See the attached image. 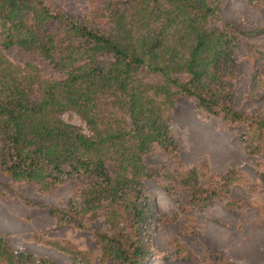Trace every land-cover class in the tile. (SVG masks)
Returning <instances> with one entry per match:
<instances>
[{"label": "trees", "instance_id": "1", "mask_svg": "<svg viewBox=\"0 0 264 264\" xmlns=\"http://www.w3.org/2000/svg\"><path fill=\"white\" fill-rule=\"evenodd\" d=\"M222 2L88 0L76 21L44 0H0V170L42 192L72 177L71 207L102 215L111 232L97 241L120 264H143L149 255L139 231L148 217L143 181L156 171L143 157L156 147L176 151L169 119L176 99L192 97L232 121L249 119L232 107L231 79L235 47L250 33L221 18ZM11 48L58 76L11 62L3 54ZM65 112L89 134L64 121ZM180 174L201 198L202 186H191L196 170ZM35 261L0 238V264Z\"/></svg>", "mask_w": 264, "mask_h": 264}, {"label": "rangeland", "instance_id": "2", "mask_svg": "<svg viewBox=\"0 0 264 264\" xmlns=\"http://www.w3.org/2000/svg\"><path fill=\"white\" fill-rule=\"evenodd\" d=\"M44 2L76 21L89 10L88 0ZM219 13L250 33L235 47L231 79L232 107L249 119L232 121L207 113L192 97L176 99L169 116L176 151L156 147L143 157L156 171L143 181L148 217L139 231L149 252L143 264H264V0H223ZM3 54L58 76L17 48ZM62 119L89 134L75 113ZM191 169L201 198L181 179ZM75 189L71 177L42 192L0 170V238L13 252L35 257L33 264H120L97 241V234L111 232L102 215L71 207Z\"/></svg>", "mask_w": 264, "mask_h": 264}, {"label": "bare ground", "instance_id": "3", "mask_svg": "<svg viewBox=\"0 0 264 264\" xmlns=\"http://www.w3.org/2000/svg\"><path fill=\"white\" fill-rule=\"evenodd\" d=\"M252 250H254V249H252Z\"/></svg>", "mask_w": 264, "mask_h": 264}]
</instances>
